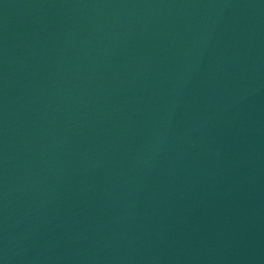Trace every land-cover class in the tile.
I'll list each match as a JSON object with an SVG mask.
<instances>
[{
  "label": "water",
  "instance_id": "obj_1",
  "mask_svg": "<svg viewBox=\"0 0 264 264\" xmlns=\"http://www.w3.org/2000/svg\"><path fill=\"white\" fill-rule=\"evenodd\" d=\"M0 264H264V0H0Z\"/></svg>",
  "mask_w": 264,
  "mask_h": 264
}]
</instances>
